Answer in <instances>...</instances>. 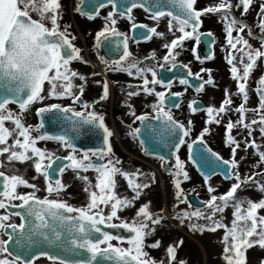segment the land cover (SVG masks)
Segmentation results:
<instances>
[{
    "label": "snow or ice",
    "instance_id": "obj_1",
    "mask_svg": "<svg viewBox=\"0 0 264 264\" xmlns=\"http://www.w3.org/2000/svg\"><path fill=\"white\" fill-rule=\"evenodd\" d=\"M111 5L114 11H110L104 18L106 23L102 31L96 34L97 47L101 43V38L109 40L111 36L123 37V54L119 61L111 65L101 58L107 66L108 71H118L129 76L135 75L142 80L138 85V91H129L127 96H139L142 93L156 98V103L151 107L156 113L150 117L147 113L136 116L135 111L131 115L142 123L155 119L160 122V127H152L154 134L158 135L164 143L174 149L173 155L179 151L180 147L186 143L185 137L191 132L192 121H188L187 126L176 120L171 114V110H165L166 101L172 103L173 98L180 97L183 93L171 92L173 82L167 83L158 78V74L152 68H141L139 62L131 58L128 50V37L125 33L119 32L115 25L117 14L121 19L131 22L133 32L143 29L140 36L144 41H151L154 37L164 39V33L159 32L158 25L162 18H168V31L172 34V39L164 43L163 47L167 54L163 56V62L157 61L160 68L168 65V71L177 67L187 69L185 78L179 79V84L192 87L188 77L199 80L195 85L196 93H203L206 86H215L211 70L201 68L198 72H193L187 65H178L176 56L179 55L177 49L183 50L185 41H194L192 49L193 56L200 64L206 60L214 59L211 49L215 45L214 34L209 31L204 33L199 31L203 24V17L216 15L219 22L223 24L225 32L227 55L226 62L230 65L231 78L236 81L235 93L225 89V98L219 107H201L200 102L192 100L187 104L191 113L198 111L206 113L205 124L219 125L230 112L237 114L235 121L229 119L225 125V143L231 150L232 159L225 160L217 153H210L214 160L228 168L226 179H234L230 189L220 195H211L210 199L204 202L209 214L204 211L182 213L176 216L181 223L184 220L206 219L210 223L207 225L192 224L190 230L203 233L204 231L216 232L224 230L222 237L223 259L225 264H247L246 253L248 250L259 247L264 250V198L258 201L238 200L237 192L245 185H252L256 190L264 193V180L257 179L264 176V171H257L264 165V145L256 142L254 133L259 132L260 138L264 140V75H261L255 93L258 97L256 108H247L248 80L252 72L259 63H264V0H216V3L206 5L197 9V0H106L104 3L94 5L95 9ZM256 8L255 25L259 35L253 32V26L244 19L235 15L239 12L241 17H246L249 12ZM60 0H0V156H6L5 160H0V168L8 164L26 163L31 161L36 173L43 175L46 179V192L51 196L53 193L59 194L66 190L61 180L54 182L50 180L49 170L59 172L61 175L68 169L77 173L86 185L84 191L88 194V203L84 207H73L66 201L50 199L48 196L40 198L36 195L39 191L37 185L30 183L19 175L8 176L4 171H0V210L5 214L0 215V264H35L41 257L47 258L52 264H101L107 261L109 264H165V260H157L150 256L146 248H159L160 242L146 244V239L154 234L155 226L163 221L162 215H153L149 211V205H142L136 212L131 223L121 219L118 212L134 206V201L139 199L143 190L149 188V183L137 182L142 175L138 170L133 173L122 171L118 165L119 159H113V150L110 138L113 132L106 126L104 116L97 113L92 105L81 103V98L86 86V77L72 71L69 67L72 61L81 60L80 49L72 43L75 36L68 31L70 26L61 28ZM142 9L148 13V19L155 22L156 26L140 24L135 22L131 13L134 9ZM117 9H123L117 12ZM77 12L84 14L77 7ZM33 14L38 17L33 18ZM96 15L99 12L96 11ZM92 14H88V19H95ZM177 32L179 35H177ZM236 35H233V33ZM245 35L248 38H245ZM207 36L205 43L202 37ZM250 39H257L260 47L254 48ZM205 43L209 49V55L204 58L197 52V47ZM238 45L240 47H238ZM150 59L155 60V53ZM241 65L242 67H238ZM151 73V80L146 73ZM207 75V79H204ZM79 79L83 83L76 85L74 80ZM49 85L45 94L44 85ZM149 85H160L164 91H156ZM131 87V85L129 86ZM59 89V91H58ZM75 89V91H74ZM109 94L107 82L103 84V95L100 99H106ZM241 97V102L233 107L232 96ZM69 98L73 104L80 103L82 110H76L72 105L61 106L57 103L45 104V100ZM18 105V112H14L9 105ZM41 104L43 106L36 109V115L42 117L45 113H55L64 123V134L58 136L39 135L32 133L39 132L43 127V120L35 128L23 123V113L32 105ZM176 108L179 103H173ZM131 107V105H129ZM248 112H252L253 118H247ZM6 123L13 125L12 128ZM240 128L246 135L242 136L243 149H252V155L258 157L254 165V170L245 176H241L239 162L235 159L237 151L241 148V142L233 135V129ZM88 129H95L103 133L104 147L96 150H85L77 155L74 141L78 135ZM141 129L133 130L137 134ZM210 133V127L206 126L200 133L197 140L188 144L189 159L194 161L193 145L197 142L204 143V136ZM22 138V139H21ZM11 139V143L9 140ZM54 139L66 149L70 154L63 159L70 161L69 164L53 168L56 160L53 155L37 147L40 140ZM96 157L100 163L92 160ZM61 159V158H57ZM161 160L164 157H160ZM48 163L45 164L44 161ZM94 171L97 173L96 183L92 184L87 173ZM173 176L176 188V199L180 203L186 202L181 180H187L188 173L184 170V163L179 156H175ZM121 176L127 180L129 189L134 193L131 198L117 195L115 177ZM36 177H33L35 179ZM208 176H205V181ZM23 186L32 191L22 194L17 191ZM96 189V190H93ZM98 190V191H97ZM209 193L216 190L209 187ZM19 201L20 203H13ZM104 207H101V206ZM110 209L107 215L104 208ZM228 207L233 208V219L231 226L216 220L218 213H223ZM9 208L20 209L14 213L8 212ZM15 215L20 218L21 223H10V218ZM113 220H119L114 223ZM123 229L130 235L128 237L113 235L104 229ZM11 229V231H8ZM6 237V238H4ZM117 241L113 244L112 241ZM127 244V247L121 245ZM183 244L179 241L176 245H169L166 249L167 264H177V248ZM15 247V253L11 250ZM39 249V251H34ZM48 249H53L50 252ZM179 264H185L180 261ZM264 264V260L261 261Z\"/></svg>",
    "mask_w": 264,
    "mask_h": 264
},
{
    "label": "flooded vegetation",
    "instance_id": "obj_2",
    "mask_svg": "<svg viewBox=\"0 0 264 264\" xmlns=\"http://www.w3.org/2000/svg\"><path fill=\"white\" fill-rule=\"evenodd\" d=\"M60 2L62 5V19L60 20L61 28L63 29L64 27L70 26L68 31L71 33V35L76 37L72 43L75 47L80 49L81 56V60L72 61L69 67L72 71H75L86 77V86L81 98V103L92 105L97 113L104 116L106 126L113 132V136L110 138V143L114 154L113 159H119L121 161L118 167H120L122 171L128 173H133L138 170L142 175L137 182L149 183L151 185L149 188L143 190L140 198L134 201L133 207H128L119 211L118 215L121 217V219L131 223L132 219L136 215L137 210L145 204L149 205V211L153 215H162L161 212L154 211V204L162 203L163 198L165 197L167 189L166 187H171L173 190L170 194V205L172 208L171 212H169L166 208L163 209L162 223L156 225L154 234L150 235L146 239V244H152L156 241H159L160 247L145 249L149 252L151 257L157 260H165V264H167L166 249L169 244L166 241L164 235V224L185 212L191 213L196 210H207L204 206V203L194 205L192 202H190L189 196L193 195L196 199L205 202L210 199L211 195H218V189L220 185L219 181L223 185H226L230 182V179H223L217 173L211 174L208 176V180L205 181V175H203L189 159L188 144H190L192 140L197 139L204 127L208 126L210 127V133L204 136V143L211 151L217 153L223 159L230 160L229 158H225L221 155V153H230V148L228 146L226 150L222 148L223 143L226 141L225 125L230 119V113L228 114V117H224V120L221 122V124H212L210 126L206 125V113L198 111L196 114H193L187 108V104L196 99L200 100L205 107L207 106L201 99L196 98L197 96H194L201 93H196L191 87H188L187 90H185V86L179 84L178 82L180 78L175 77L171 80L173 82V87L170 89V91L183 93V95L179 97L178 101L180 107L171 108L166 104L165 110L167 111L170 109L173 117L181 123H184L186 126L188 123L187 120H194L197 125L195 131L196 137H192L191 133L188 137H185L186 143L180 147L179 151L176 152L175 155H173L174 151L162 152L164 154L151 152L153 151L155 144L158 147L162 146L160 137L154 134L152 131V127H160V122L158 121L156 124H154L149 120L142 123L141 121L136 120L135 117L131 115V112L134 110L136 116L147 113L150 117H154L156 113L153 112L151 106L156 103V98L151 95H146L142 92L139 96H127L129 91L139 90L138 85L142 83V80L135 75L129 76L123 72L108 71L107 66L102 62L101 58L108 61L109 65L120 60L123 54V37H114L108 33L110 39L104 40L102 37L101 43L99 47H97V41L95 39L96 34L103 30L106 23L104 18L110 11H114L113 8L111 5H108L103 8L95 9L94 5L99 4V0H60ZM199 3V0H197V9H201ZM77 7H79L84 14L77 12ZM122 10L123 9H117L116 11L119 12ZM96 11L99 12V15H96ZM88 14L94 15L96 18L88 19ZM131 15L137 23L147 24L150 27L156 26L154 21L148 19V13L144 12L142 9H134ZM207 17H212L215 19L218 16L209 15ZM33 18L38 19L35 14H33ZM115 18L117 19V24L115 25L116 29L119 32L125 33L128 37V50L132 54L130 59H135L138 61L139 67L141 68H152L157 72L158 78L162 79L159 75V72L160 70L168 71V65H165L164 68H160L157 61L164 63L162 58L165 54H167V50L163 47V45L173 38L172 34L168 31V18H162L159 21L157 29L159 32L164 33V39L154 37L151 41H144L141 38L140 32H142L143 29L133 32L131 30V22L129 20L121 19L118 14ZM202 20L203 24L199 31H211L214 34L216 43L219 34L213 32L210 28L205 26L206 17H203ZM219 33H221L220 36L224 35V31L221 29L219 30ZM177 35H179L178 32ZM194 44V41H185L183 50H176L179 52V55L176 56L175 62L181 65L187 64L194 73L198 72L201 68H205L210 69L211 74L214 75L217 70L216 67H214L215 58L212 60H206L205 63L200 64L195 60L192 53ZM214 48L215 45L211 49L212 54H214ZM202 50L203 47L201 43L197 47V52L201 58H204L206 56L202 54ZM153 53H155V60L149 58L153 55ZM211 61H213V66ZM146 75L148 79L151 80V73L148 72ZM105 82L108 84L109 94L106 99H100L103 95V84ZM167 82L168 81H165V83ZM81 83L83 82L79 79L74 80V84L76 85ZM130 85L131 87H129ZM48 87L49 85L46 82L44 85L45 94L47 93ZM149 87H154L156 91H164L166 93L169 91V89H165L160 85H149ZM214 88L219 90V88L216 86H214L213 89ZM188 92L191 95L189 98L187 97ZM219 99L223 100V96H221ZM44 103H57L61 106L72 105L74 108H76V110H82L80 103L73 104L72 100L69 98L45 100ZM220 103L221 102H217L212 106L219 107ZM129 105H131V107H129ZM41 106L43 105L34 104L23 113V123L26 126L31 125L35 128L41 123L42 117L36 115V109ZM9 108L14 112L19 111L18 105L16 104L9 105ZM53 120L56 123L61 121V119L58 117L53 118ZM6 126L9 128L13 127V125L10 123H6ZM137 128L141 129V131L137 134H133V130ZM41 134L52 136L45 134L43 132V127L39 132L32 133L34 136H39ZM9 143H11V139L9 140ZM74 144L75 148L78 150V156L82 151L102 148L104 147L103 133L95 129L84 130L75 139ZM36 146L53 155V159L56 160V163L53 164V168L70 163V161L63 159L70 154V150L63 147L56 140H40ZM157 151L160 152V150ZM245 153H249V151H245ZM176 155H178L180 160L184 163V170L188 173L189 177L187 180H184L182 176L179 177V179L182 181L181 188L183 189L184 196L186 197L185 203H180L176 199L177 190L174 186V179H176V177H174L172 174L174 171ZM160 157H164V159L161 160ZM0 160L6 161V156H0ZM92 160L96 163H100L96 157H92ZM44 163L47 164L48 161L45 160ZM0 171H4L8 176L19 175L30 183L36 184L37 188L39 189L36 195L40 198L48 196L50 199L66 201L69 205L77 208L84 207L88 203V194L83 190L86 185L83 181L77 179V173L71 169L66 170L62 175L59 172H52L49 170L50 180L53 182V185L57 179L61 180V182L66 185V190L60 192L59 194L53 193L51 196H49L45 190L47 183L45 177L35 172L31 161L26 163L8 164L6 167L0 168ZM80 175H87L92 184L95 185L97 173L94 171H89L87 173H80ZM33 177L36 178L33 179ZM115 182V191L118 196L121 198H131L134 195V193L129 189L127 180L125 178L116 176ZM209 187L215 189L216 191L209 193ZM93 190L96 189L93 188ZM17 191L25 194L32 191V189L20 186L18 187ZM157 199H159V202L156 201ZM13 203L20 202L13 201ZM101 207L104 206L102 205ZM16 211L21 210L16 208L8 209V212L10 213H14ZM109 211V208H104L105 215H107ZM2 214H5L4 210H0V215ZM9 222L18 225L21 223V220L19 217L12 215ZM113 222L119 223L120 221L113 220ZM113 235L128 237L130 234L123 229H117ZM112 243L117 244L118 242L114 240ZM121 246L127 247L128 245L124 244ZM34 251L38 252L39 249ZM180 261L185 262L184 250L181 246L177 248L176 252L177 264H179ZM35 264H52V262L45 257H41L35 261Z\"/></svg>",
    "mask_w": 264,
    "mask_h": 264
},
{
    "label": "rangeland",
    "instance_id": "obj_3",
    "mask_svg": "<svg viewBox=\"0 0 264 264\" xmlns=\"http://www.w3.org/2000/svg\"><path fill=\"white\" fill-rule=\"evenodd\" d=\"M208 1V4H206ZM199 5L201 8L205 7L206 5L216 3L214 0H199ZM260 2V0H257V4ZM255 12L256 8L253 7V9L249 12V14L246 17H241L240 13L236 15L240 19H244L247 23L250 22L252 24H255ZM206 24L205 26L207 28H210L213 32H216L218 35L215 48H214V67H216L215 74H211L212 78L215 81V86L219 88L213 89V86H206L205 91L201 94H196L194 96H197L196 98L201 99L203 102H210L214 99L220 98L223 96V99L225 98V89L230 91L231 93H235L237 91L236 89V81H234L231 78L230 74V65L227 64L225 56L227 55L225 48H226V40H225V32L223 36H220L221 33H219V30L223 29V25L221 22H219V17H216L213 19L212 17H206ZM253 32L256 35H259L256 29L253 28ZM233 35H236L234 32ZM245 38H248L245 35ZM250 43L254 48L260 47L259 42L257 39H250ZM238 47H240L238 45ZM211 64L213 66V61H211ZM238 67H242L241 65H237ZM261 75H264V63H259L256 69L252 72L250 79L248 80V96L249 100L247 103V108L252 109L256 108L258 106V97L255 93V88L257 87V82ZM207 75H204V79H207ZM218 79V80H217ZM221 93V94H219ZM190 93H187V97L189 98ZM216 96V97H215ZM233 107L238 105L241 102V97L233 95ZM253 113L248 112L247 118L251 120L253 118ZM228 117V115L226 116ZM237 114L235 112H230V119L235 121L237 119ZM189 121V120H187ZM191 135L196 134L195 131L191 129ZM232 135L241 142V148L237 151L235 159L239 162V173L243 177L250 172L254 170V165L258 160V157L252 155L253 150L249 149V153H245L243 149V140L242 136L246 135V133L240 129L236 128L233 129ZM256 142L258 144L264 145V140L260 138L259 132L257 131L254 133ZM227 144L224 142L222 145V148L224 150L227 149ZM261 150H264L262 148ZM221 155L225 158L232 159V153L230 150V153H221ZM241 169V170H240ZM257 171H264V165L261 166L260 169H256ZM259 180H264V176L258 177ZM236 181L234 179H230V182L226 185L221 184L219 181V189H218V195L220 196L224 193H226L231 185L235 183ZM166 193L165 197L163 198L162 203H156L154 204V211L155 212H161L163 215V209L166 208L169 212H171L172 208L170 205V194L172 193L171 187H166ZM156 192V191H155ZM238 200H253L258 201L261 198H264V193H261L260 191L256 190L255 187L252 185H245L241 190H238L237 194ZM156 201L159 202V199ZM160 205V209H159ZM206 214L208 213V210H204ZM233 208L228 207L223 213H218L215 217L216 220L221 221L222 223L231 226V221L233 219ZM261 215H264V210H261ZM210 222L206 219H197L196 217H192L191 220H184L183 223L180 222V220L173 218L168 223L164 224V232H165V238L169 245H176L179 241H183V244L180 245L184 250V259L185 264H225V261L223 259V248L224 244L222 243V237L224 236V230L219 229L216 232L211 231H204L203 233L199 231H192L190 230V226L192 224L197 225H207ZM247 256V264H261V261L264 260V250L260 249L259 247L250 249L246 253Z\"/></svg>",
    "mask_w": 264,
    "mask_h": 264
},
{
    "label": "water",
    "instance_id": "obj_4",
    "mask_svg": "<svg viewBox=\"0 0 264 264\" xmlns=\"http://www.w3.org/2000/svg\"><path fill=\"white\" fill-rule=\"evenodd\" d=\"M100 3H104L106 2V0H99ZM120 2V0H118V3ZM204 33H207L205 31H203ZM202 41H204L205 43L208 40L207 36H203ZM205 43H202V54L204 56L209 55V49L205 46ZM181 65V64H178ZM186 71L187 69L182 68V67H177L172 69V71H166V70H160L159 75L160 77L164 80V81H169L172 80L175 77L178 78H185L186 75ZM190 84L192 85L191 88H193L195 90V85L199 84L200 81L196 80V79H192L191 77H188ZM197 100V99H196ZM179 101V97H175L172 100V103H168L166 101V104L169 105L171 108H174L173 103H178ZM200 106L203 108L205 107L204 104L200 101ZM58 117L57 114L55 113H45L42 116V120H43V132L45 134L48 135H52V136H58V135H62L64 134V123L61 120L59 123L54 122L53 118ZM151 123L156 124L158 121L155 119H150ZM197 139H194L190 142V144L193 143V141H195ZM162 142V146L158 147L156 144L154 146L153 151L154 153H162V152H169V151H174V149H172L171 147H169L170 145L167 143ZM209 149L205 143H199L197 142L196 144L193 145V152H194V161L192 159H190L194 165L196 166V168L205 176H210L211 174H219L223 179H226L225 176L228 173V168L227 166L218 163L214 160V157H212L210 155L209 152H207L206 150ZM157 150H160V152H158ZM213 152V151H211ZM164 154V153H162ZM188 155H189V150H188ZM229 180V179H226ZM189 200L190 202H192L194 205H199V204H203V201H200L198 199H196L193 195L189 196ZM105 231H109L112 234H115V232L117 231V229H104ZM8 231H11V229H9ZM14 253H15V247L13 246V248L11 249ZM48 251L52 252L54 251L53 249H48ZM101 264H109V262L107 261H102Z\"/></svg>",
    "mask_w": 264,
    "mask_h": 264
},
{
    "label": "trees",
    "instance_id": "obj_5",
    "mask_svg": "<svg viewBox=\"0 0 264 264\" xmlns=\"http://www.w3.org/2000/svg\"><path fill=\"white\" fill-rule=\"evenodd\" d=\"M215 2H216V0H214ZM206 4H208V1H207V3ZM214 4V3H213ZM235 15H238V13L237 12H235ZM248 24L249 25H252L253 26V28L254 29H256L255 27H254V25L255 24H252V23H250V22H248ZM222 101V99H214L213 101H210V102H204L207 106H212V105H214V104H216L217 102H221ZM196 127H197V125H196V122L194 121V120H192V125H191V129L193 130V131H196ZM192 137H196V135L194 134V135H192ZM220 138V137H219ZM241 170V169H240Z\"/></svg>",
    "mask_w": 264,
    "mask_h": 264
}]
</instances>
